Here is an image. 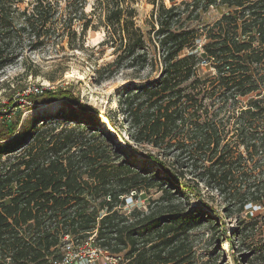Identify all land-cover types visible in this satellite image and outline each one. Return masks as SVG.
Segmentation results:
<instances>
[{
  "label": "trees",
  "instance_id": "1",
  "mask_svg": "<svg viewBox=\"0 0 264 264\" xmlns=\"http://www.w3.org/2000/svg\"><path fill=\"white\" fill-rule=\"evenodd\" d=\"M23 1L0 0V71L24 55L26 40L31 51L45 45L66 18L61 0H31L22 8ZM171 2L158 10V30L149 34L154 55L133 0H101L94 12L104 19L101 46L115 56L96 70L99 82L122 70L161 71L155 83L125 89L116 111L131 139L158 151L151 159L166 177L118 163L123 155L103 144L92 107L80 105L83 117L73 109L58 114V124H77L59 133L47 119L23 125L20 117L6 119L0 126V264H49L62 257L67 239L83 243L93 235L119 264H194L193 232L216 225L214 217L188 209L201 183L218 194L228 216L249 204L264 208V0ZM64 4L67 10L71 1ZM202 7L224 12L207 27L200 53L204 34L192 24ZM76 16L65 21L63 34ZM203 65L214 75L201 77ZM25 98L78 103L62 90ZM154 188L160 195L148 210L125 211L129 197L138 200Z\"/></svg>",
  "mask_w": 264,
  "mask_h": 264
},
{
  "label": "rangeland",
  "instance_id": "2",
  "mask_svg": "<svg viewBox=\"0 0 264 264\" xmlns=\"http://www.w3.org/2000/svg\"><path fill=\"white\" fill-rule=\"evenodd\" d=\"M71 6L65 9L64 0H61L60 13L65 14V21L75 17L72 28L63 34L65 21L56 24V30L50 34L45 45L36 51L28 47V40L24 42L28 48L24 55L13 65L0 71V126L8 119L16 121L21 118V125L32 118L47 119L49 126H57V132H65L77 126L76 123L62 124L55 120L61 113H69L72 109L83 117L80 105L94 108L96 123L103 130L107 139L103 144L121 151L118 163L126 160L129 163L146 172L158 173L166 177L165 173L155 165L151 156L158 157V151L149 145H140L136 139L130 138L121 120L123 116L116 111L117 100L127 88L141 89L142 86L155 83L160 76V69L149 68L142 73L122 70L106 82H99L95 74L96 70L105 63L115 59L114 49L109 46H101L106 38L103 27V17L98 8L101 0H70ZM132 1V0H131ZM193 0H175L177 4L182 2L192 3ZM137 9V24L144 32L151 54L155 49L149 42L150 35L158 30L156 17L158 10L164 6L172 7L171 0H133ZM31 0H24L21 7H27ZM84 9L81 10V6ZM223 9L210 7L200 8L197 12L200 17L192 25L204 34L200 39L197 49L200 53L202 45L206 42L207 27L213 25L221 18ZM82 13L85 16H82ZM91 21L94 28L87 33L82 32V25ZM69 25V24H67ZM91 26V27H92ZM154 26V27H153ZM72 31V32H71ZM67 33H70L69 36ZM151 33V34H150ZM150 34V35H149ZM200 76H213L214 71L209 66L203 65ZM39 89L40 94L44 90L66 91L72 95L75 105L68 100H58L52 103H39L25 98L28 89ZM13 103V104H12ZM249 100L240 103L242 111H246ZM72 105V106H71ZM112 118V121L109 120ZM42 125V122L38 126ZM20 130V128H19ZM90 135L92 132L89 133ZM200 195L190 197L188 209L201 215L207 214L214 217L215 226L202 224L198 226L190 239L194 264H264V208L259 205L249 204L243 212H234L228 216L222 199L215 191L206 187L204 183L199 185ZM157 189L144 192L138 200L127 199L125 211L132 209L148 210L152 199L159 197ZM150 203V204H149ZM92 237L96 238L95 235ZM230 238L234 244L231 245ZM111 260L104 255L95 264H111ZM85 264V263H79ZM119 264V261L118 263Z\"/></svg>",
  "mask_w": 264,
  "mask_h": 264
},
{
  "label": "built area",
  "instance_id": "3",
  "mask_svg": "<svg viewBox=\"0 0 264 264\" xmlns=\"http://www.w3.org/2000/svg\"><path fill=\"white\" fill-rule=\"evenodd\" d=\"M38 93H40L39 89L35 88L26 91V95ZM104 255H107V258L111 260V264L118 263L116 257L110 256L97 246L96 240L92 236L83 243L69 242L67 239V243L62 248V257L50 258L49 264H95Z\"/></svg>",
  "mask_w": 264,
  "mask_h": 264
}]
</instances>
